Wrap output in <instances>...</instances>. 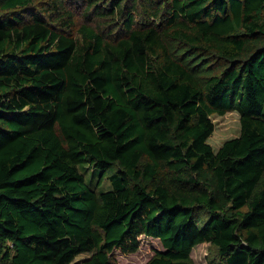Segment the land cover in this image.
I'll use <instances>...</instances> for the list:
<instances>
[{"label": "trees", "instance_id": "16d2710c", "mask_svg": "<svg viewBox=\"0 0 264 264\" xmlns=\"http://www.w3.org/2000/svg\"><path fill=\"white\" fill-rule=\"evenodd\" d=\"M141 235L143 264H264V0H0V264Z\"/></svg>", "mask_w": 264, "mask_h": 264}, {"label": "rangeland", "instance_id": "374dc122", "mask_svg": "<svg viewBox=\"0 0 264 264\" xmlns=\"http://www.w3.org/2000/svg\"><path fill=\"white\" fill-rule=\"evenodd\" d=\"M77 14L80 15V8L75 7ZM211 120L214 123V130L208 138V143L216 151L220 145L227 139L236 137L240 133L239 113L236 110L228 111L222 115L212 114ZM86 171V170H85ZM87 175H91V169L87 170ZM89 180H87L88 182ZM111 187L109 180H104L101 190H107ZM140 245L137 251L129 254H121L114 251L117 264H143L157 250H163V246L156 238L141 235L139 237ZM91 253H82L76 257V260L82 261L89 257ZM191 257L194 264H209L215 258V249L209 243L203 242L196 245L191 251Z\"/></svg>", "mask_w": 264, "mask_h": 264}]
</instances>
